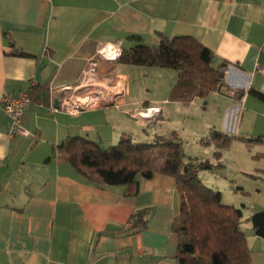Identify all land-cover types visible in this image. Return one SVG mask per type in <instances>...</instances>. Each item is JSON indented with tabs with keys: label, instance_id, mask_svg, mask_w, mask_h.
<instances>
[{
	"label": "crops",
	"instance_id": "crops-1",
	"mask_svg": "<svg viewBox=\"0 0 264 264\" xmlns=\"http://www.w3.org/2000/svg\"><path fill=\"white\" fill-rule=\"evenodd\" d=\"M159 33L199 39L215 52V64L224 65L225 85L244 97L213 93L171 101L177 70L118 62L124 49L157 44ZM263 41L264 0H0V264H183L176 259L181 214L175 179L139 177L135 194L134 186H101L67 161L64 144L85 137L108 147L123 133L151 142L165 138L159 131L166 121L178 140L187 131L200 143L211 128L264 137V102L249 93H264V75L256 69ZM91 61L98 84L118 87V97H109L116 103L100 104L97 94L111 91L96 88L94 101L82 97L92 105L79 115L53 112L50 99L60 102L80 87ZM133 75L152 84L143 96L132 93ZM32 81L49 89V104L31 101L22 119L27 134L10 137L2 96ZM231 187L222 188V200L242 205L245 219L249 190ZM142 207L153 209L147 228L120 234ZM241 228L254 264H264V239L245 221Z\"/></svg>",
	"mask_w": 264,
	"mask_h": 264
},
{
	"label": "trees",
	"instance_id": "trees-1",
	"mask_svg": "<svg viewBox=\"0 0 264 264\" xmlns=\"http://www.w3.org/2000/svg\"><path fill=\"white\" fill-rule=\"evenodd\" d=\"M17 56H32L15 50ZM215 52L193 36L168 38L159 33L155 45L138 43L124 49L119 63L134 66L169 68L178 71V78L169 99L189 103L195 98H207L221 93L242 99V91H234L224 83L223 64H215ZM264 102V93L249 89ZM49 89L35 83L31 101L49 104ZM235 140L264 142L263 136L242 137L211 128L200 140L213 145L209 160H185L182 143L175 132L167 138L151 142H137L123 133L117 144L108 147L85 137H70L64 144L67 161L86 180L98 185L134 186L138 178H149L156 173L175 179L180 196L181 219L175 230L181 238L176 259L183 264H254L247 236L242 230L243 221H249L256 235L264 239V209L244 218L243 210L225 204L222 192L207 186L199 177L201 170L223 166L222 152ZM127 188V189H128ZM151 207H142L132 213L120 234H134L147 228Z\"/></svg>",
	"mask_w": 264,
	"mask_h": 264
},
{
	"label": "rangeland",
	"instance_id": "rangeland-1",
	"mask_svg": "<svg viewBox=\"0 0 264 264\" xmlns=\"http://www.w3.org/2000/svg\"><path fill=\"white\" fill-rule=\"evenodd\" d=\"M88 81H84L83 78L80 85L86 84L85 82ZM90 83H94V85L89 84V92L81 93L82 90L85 91L86 89L85 86H81L82 89L79 90V97L94 101L95 97L92 98L91 96L94 94L93 92L96 91V88L111 92L118 89V87L114 89L112 87L109 88L107 85H100L96 80L90 81ZM150 88H152V84L149 80L144 81L141 75L132 76V93L135 94V96H143L148 91L147 89L150 90ZM72 92H74V90H71L69 94ZM171 126L172 123L169 121H166L165 125L160 123L159 134H164L165 138L170 137L172 134V129H170ZM198 138L199 136H197L196 133L190 134L185 131L182 134V139H179V141L182 142L184 159L187 161H195L196 159L200 161L209 160L213 164H217V161L213 157L214 146L211 145L208 147V145L200 144ZM228 149H230V151L227 152L225 159H221L223 166L214 167L213 171L201 170L199 172V177L207 186L219 191L226 189L228 184L232 187L235 186V188H237V185L248 188V207L245 211L246 214L250 216L253 212H256L255 210L252 211L254 208H263L264 206V146L257 142L242 141L238 146H233L232 143ZM232 183H234V186ZM257 189L261 191V194ZM241 206L242 205H239V207ZM245 222L251 226L249 221Z\"/></svg>",
	"mask_w": 264,
	"mask_h": 264
},
{
	"label": "built area",
	"instance_id": "built-area-1",
	"mask_svg": "<svg viewBox=\"0 0 264 264\" xmlns=\"http://www.w3.org/2000/svg\"><path fill=\"white\" fill-rule=\"evenodd\" d=\"M259 57L256 62V69L258 72L264 75V41L259 46L258 49ZM96 66L95 62H90L89 67L85 71L84 81L96 80ZM90 81L85 82L86 84L80 85V87L74 88V92L69 95H65L60 102H56L54 98L50 99V105L53 112L61 111L65 112L69 115H79L83 110H85L89 105H92L90 102L87 103L83 101L81 97H79L81 86H85V91L82 90L81 93L89 92V84L94 85V83H90ZM35 85V81L31 82L28 89L21 91L17 94L9 93L4 94L1 99V108L5 116L10 121L9 126V135L13 137L16 134L27 132L22 127V119L26 110V107L31 103V91L32 87ZM99 97L101 96L100 104H110L116 103L115 100L110 99L109 97H118L119 94L117 92H110L109 94L98 93ZM106 95V96H105ZM98 97V98H99Z\"/></svg>",
	"mask_w": 264,
	"mask_h": 264
}]
</instances>
